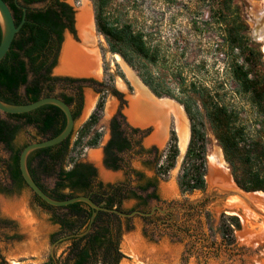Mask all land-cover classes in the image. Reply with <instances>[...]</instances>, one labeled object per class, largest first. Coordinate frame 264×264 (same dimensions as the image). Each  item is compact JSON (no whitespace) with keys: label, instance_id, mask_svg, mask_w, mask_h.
<instances>
[{"label":"rangeland","instance_id":"obj_1","mask_svg":"<svg viewBox=\"0 0 264 264\" xmlns=\"http://www.w3.org/2000/svg\"><path fill=\"white\" fill-rule=\"evenodd\" d=\"M77 1L82 4V8L86 5L91 15L93 39L90 38L86 47L94 51L98 72L87 76L61 73L63 47L51 69L52 76L78 80L81 84V112L75 120L69 141L72 150L68 161L78 160L92 165L98 180L104 185L124 182L127 177L125 167L112 170L103 162V149L110 138L113 118L123 122L128 131H136L132 132V136L140 140L144 149L154 147L161 158L160 163L167 153L171 132L175 134L178 148L174 166L163 177L156 174L154 162L147 163V160L134 154L127 159L128 165L135 171L142 172L148 178L156 177L159 202H150L148 209L158 207L165 212L156 210V216L151 220L144 221L140 216H133L128 223H122L120 250L124 258L120 264H264V192H246L235 182V177L243 178L240 170L246 165L253 171H264V156L257 157V148L264 147V114L229 74L228 61L221 44V30L216 24V16L212 18L213 12L221 6L220 1L224 0ZM98 1H107L102 9L106 19L119 26L131 25L133 31L144 35L148 46L159 51L155 65L138 61L132 67L119 54L109 50L106 38L95 24ZM231 1L240 9L252 45L261 52V59L253 54L247 67L253 71L251 76H264L261 43L254 39L256 18L264 7V0ZM75 29L79 41L73 42L82 47L85 43L80 37L77 20ZM69 38L66 37L64 44ZM238 62L241 63L242 58H238ZM143 76L152 78L160 90L171 96L164 93L156 96L143 82ZM182 81L184 86L191 82L204 86L213 100L228 109L232 114L231 122L234 121L236 126L234 129L242 132L240 139H236L240 143L239 147L247 149L252 142L260 145L250 156L232 151L229 158L233 165L230 166L224 159L210 119L199 105L202 113L200 120L206 134L205 189L191 193L182 192L179 186L191 126L180 103V99H185L186 95L181 94L178 88V83ZM63 84L65 87L62 92L71 93L66 87L67 83ZM137 88L145 93L148 90L157 98L169 99L158 100L163 109L169 108L161 135L156 133L153 123L131 121L128 112L131 101L138 95ZM55 91L61 92V89L57 86ZM98 103H101V109L97 112L96 124L88 131H82ZM88 104L89 111L85 116ZM168 105L180 115L183 127ZM96 133L99 138L91 146ZM180 133L187 138L185 149L182 148ZM33 134L32 129H26L17 136L15 144L28 142ZM77 140L79 144L74 146ZM8 160L9 153L0 146V264H48L51 248L49 236L57 230V226L50 223V214L35 203L29 188L11 185L5 172ZM42 182L51 186L53 180ZM238 192L245 194V197ZM255 198L256 203L249 201ZM135 204V200H124L121 208L130 210ZM223 214L236 217L240 223L239 229L232 227L231 244L225 242L219 230ZM162 221L170 225L160 224ZM66 246V243H62L55 247L56 254H61Z\"/></svg>","mask_w":264,"mask_h":264},{"label":"trees","instance_id":"obj_2","mask_svg":"<svg viewBox=\"0 0 264 264\" xmlns=\"http://www.w3.org/2000/svg\"><path fill=\"white\" fill-rule=\"evenodd\" d=\"M5 2L12 12L15 25H19L23 17L24 22L9 51L0 61V100L9 104L22 105L35 102L42 97L54 96L71 106L77 97L79 106L76 110L74 108L71 110L76 120L82 106L81 86L76 84L80 81L61 79L51 75V69L56 62L61 31L67 26L63 24L62 16L55 7L50 5L39 10L27 9L24 14L13 1ZM106 3L107 1H98L96 25L98 31L106 38L109 50L119 54L132 67H135L138 61L155 65L159 59V51L148 46L144 35L133 31L131 25L119 26L116 22L106 19L102 15V9ZM220 3V8L213 12L212 18L216 16V24L221 30V44L228 61L229 74L244 94H248L256 107L264 114V76L263 74L251 76L253 71L247 67L253 54L261 59V52L256 50L257 47L252 45L247 35L248 26L242 19L239 7L231 0L220 1ZM68 19L70 20L68 26L71 28V17L69 16ZM238 58H242L241 63L238 62ZM143 82L156 96L159 97L163 93L171 96L168 92L160 90L158 83L152 78L143 76ZM63 83H67L66 87L71 93L62 92L65 87ZM183 83L184 81L178 83V88L181 94L187 96L185 95V99H180V103L184 107L191 126L190 140L181 165L179 186L182 192L191 193L205 189L206 134L200 120L202 113L199 105L210 119L224 159L230 166L233 165L229 158L232 151L239 155L250 156L260 145L252 142L251 147L247 149L243 146L239 147L240 143L237 140L240 139L242 132L234 129L236 126L234 121L231 122L232 114L228 112V109L217 100H213L204 86L195 82L184 86ZM57 86L61 92L55 91ZM100 109L101 103H98L96 111L89 116L82 131H88L96 124L97 112ZM65 125L64 113L50 104L22 114L0 113V146L9 153V161L4 171L7 172V178L12 185L27 187L19 169L21 150L31 142L57 136ZM29 128L34 131L30 137L31 140L22 145L15 144L17 136ZM132 132L136 131H128L123 122L113 118L110 138L103 149L104 165L107 168L118 170L125 167L127 177L124 182L104 185L98 180L92 165L78 160L68 161L72 150L69 141L73 131L60 144L33 151L27 159L29 174L40 189L54 200L63 201L83 195L88 196L95 204L103 208L123 213H131L134 210L149 211L150 202H159L157 179L156 177L148 178L142 172L135 171L128 165L127 159L134 154L147 160L145 161L147 163L154 162L156 174L163 177L174 166L178 155L176 137L174 132H171L167 153L164 161L160 163L161 158L157 150L154 147L144 149L140 140L133 138ZM98 138L99 134L96 133L90 145L94 146ZM79 140L74 146L79 144ZM257 152V157L264 156V147H258ZM150 158H152L151 161ZM232 170L234 171L233 167ZM258 171H253L246 165L240 170L243 178L235 177L236 184L246 192H264V171L263 173ZM49 179L53 180L51 186L42 182ZM32 196L35 203L50 214V223L57 226V230L49 236L51 245L61 237L73 235L57 244L56 248L62 243H66L67 246L59 255L54 249V257L49 256L48 264H120L124 258L120 250L121 225L123 222L128 223L130 218L121 217L115 212L98 210L91 220L94 210L86 203L75 202L67 206L53 207L33 193ZM129 199L136 201L135 206L130 210H123L122 202ZM155 213L141 218L144 221L151 220L156 216ZM160 224L170 225L166 221ZM232 227L240 228L238 219L223 214L219 230L227 244L232 243Z\"/></svg>","mask_w":264,"mask_h":264},{"label":"water","instance_id":"obj_3","mask_svg":"<svg viewBox=\"0 0 264 264\" xmlns=\"http://www.w3.org/2000/svg\"><path fill=\"white\" fill-rule=\"evenodd\" d=\"M23 10L25 11V8H23ZM256 20H257V23H256V27L254 29V39L255 40L258 38L262 39L261 33L264 32V7L259 12ZM23 22H24V18L22 19L20 24L16 26L12 12H11L9 6L6 4V2L4 0H0V29H1L0 61L5 57V55L9 51L10 46H11L16 34L18 33L21 25L23 24ZM66 36H68L67 33L65 35V39H66ZM63 43H62V45H63ZM61 48H62V46H61ZM60 51H61V49L58 52V58L60 57ZM262 53L264 56L263 51H262ZM54 73L58 74L57 71H54ZM55 76H58V75H55ZM152 96L158 100L167 99V98H161L160 99V98L155 97L154 95H152ZM153 103H155V102H153ZM48 104L58 107L64 113L65 118H66V125H65L64 129L61 131V133L58 134L57 136L52 137V138L47 139V140L39 141V142H31V143L27 144L20 152L19 169L21 172V176H22L25 184L27 185V187L30 189V191L34 195L39 197L46 204L53 206V207L67 206V205L75 203V202L86 203L87 205H89L94 210V212L92 213L91 220L94 218V216L96 215V211H98V210L115 212L118 215H120L121 217H133L136 214H139L141 216H150V215H152V213H154L155 210H158L160 212H165L164 210H160V208H158V207H153L149 213H143V212H139V211H134L131 213H123V212H119V211L114 210V209L103 208V207L95 204L88 196L80 195V196L72 197L70 199H66L63 201H58V200H54V199L50 198L46 193H44L42 191V189H40V187L31 178L29 171H28V168H27V159H28V156L33 151L38 150V149H42V148H46V147L58 145L70 136V134L72 133L74 126H75V119L72 115V111L70 109V106L67 105L60 98H57L54 96L42 97L35 102L28 103V104H22V105L9 104V103H6V102H3L0 100V113L1 114L27 113V112L33 111V110H35V109H37L43 105H48ZM159 110H160L162 117L159 116V118H158L156 116L155 117L156 118L155 123H157V122L160 123L159 119L162 118L163 119V125H164L165 120H166V113H168V111L162 110L161 108ZM88 111H89V109L87 106L85 114H84L85 116L87 115ZM151 119H153V118H149L147 120H151ZM163 128L161 129L160 135L162 134ZM238 193L240 196L245 197V194H242V193L240 194V192H238ZM72 236L73 235L61 237L55 243H53L51 245V248H50V256L54 257V249L59 242L67 240Z\"/></svg>","mask_w":264,"mask_h":264},{"label":"bare ground","instance_id":"obj_4","mask_svg":"<svg viewBox=\"0 0 264 264\" xmlns=\"http://www.w3.org/2000/svg\"><path fill=\"white\" fill-rule=\"evenodd\" d=\"M77 19V27L79 29V34L81 39L83 40L84 47H86L88 42L90 41V38H92V22H91V15L89 12L88 7L86 5L84 8H81L80 11H78V14L75 16ZM262 39H256V41L261 43V50L264 52V32L261 33ZM67 37V36H66ZM256 37V36H255ZM93 39V38H92ZM91 39V40H92ZM64 45V46H63ZM62 47V58H61V65L59 71L61 73H67L72 75H96L97 74V60L94 55V51H89L86 48L79 47L76 45L70 38L67 39L66 43H63ZM263 48V49H262ZM61 52V51H60ZM60 60V59H59ZM138 89V95L131 101L130 103V110L128 112L129 117L132 122H143L145 124L153 123L156 128V133L160 134L161 129L164 127L163 125V119H159L160 123L156 122V116L159 118L162 117L160 113V108L162 110L168 111V109H163L162 105H160V102L153 103V98H150V95L145 93L141 88ZM168 100V99H166ZM90 104H88V107ZM167 106V105H166ZM168 107H171V111L174 112L177 115V120L179 122V125L184 126V122L182 123V118L177 113L174 107L171 105H168ZM169 113V112H168ZM149 118H153L151 120H147ZM182 126V127H183ZM185 129V128H184ZM181 131V129H180ZM182 132V131H181ZM181 134V133H180ZM182 139V148H186L187 144V138L183 134H181ZM247 200V199H246ZM254 201L256 203L257 199L249 200ZM261 204V203H260Z\"/></svg>","mask_w":264,"mask_h":264},{"label":"flooded vegetation","instance_id":"obj_5","mask_svg":"<svg viewBox=\"0 0 264 264\" xmlns=\"http://www.w3.org/2000/svg\"><path fill=\"white\" fill-rule=\"evenodd\" d=\"M5 1H13V3L18 8H20L22 10H23V8H25V11L23 10L24 14L26 13L27 9L39 10V9H44V8L48 7L49 5L52 6V7H55L57 12L63 18V20H62L63 24L65 23L67 25L66 27L62 28V31H61V40L59 42L58 52L61 49L62 43L65 40L66 33H67V35L69 37H71L70 39L72 41H74L75 43H78L79 40H78V38L76 36V29H75V25H76V17L75 16L78 13V11H80V9L83 7L82 4H80L79 1L70 0V1H73L72 3L69 2V0H5ZM28 1H34V2L29 3ZM36 1H39V2H36ZM69 16L71 17V28H69V26H68V24H70V20L68 19ZM94 17H95V15H94ZM95 24H96V18H95ZM79 47H81V46H79ZM82 48H84V49L86 48L89 51H93V50H90V49H88L87 47H84V46H82ZM57 55H58V53H57ZM76 84L79 85V86L81 85L80 82H78ZM147 93L150 95V97L153 98V96L148 92V90H147ZM74 98H75V96H74ZM154 101H155V99H154ZM157 101H158V99H157ZM78 106H79V100L76 97V99H74V101L72 102V105L70 106V109L72 110V108H74L76 110L78 108ZM146 130H150V128H147ZM103 162H104V159H103ZM134 211H139V212H143V213H149L151 210H149V211L134 210ZM134 211H132V212H134ZM134 216L149 217V216H141L139 214H136ZM150 216H152V215H150ZM125 218H131V217H125Z\"/></svg>","mask_w":264,"mask_h":264}]
</instances>
